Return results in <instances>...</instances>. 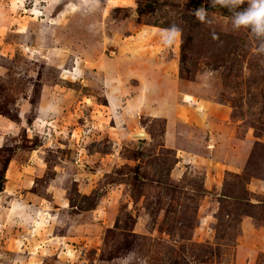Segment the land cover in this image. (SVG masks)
Segmentation results:
<instances>
[{"label": "rangeland", "instance_id": "1", "mask_svg": "<svg viewBox=\"0 0 264 264\" xmlns=\"http://www.w3.org/2000/svg\"><path fill=\"white\" fill-rule=\"evenodd\" d=\"M230 17L0 0V264H264V55Z\"/></svg>", "mask_w": 264, "mask_h": 264}, {"label": "clouds", "instance_id": "2", "mask_svg": "<svg viewBox=\"0 0 264 264\" xmlns=\"http://www.w3.org/2000/svg\"><path fill=\"white\" fill-rule=\"evenodd\" d=\"M211 7L226 8L231 13L233 30L247 29L257 41V55H264V0H209ZM247 4V7L241 6ZM201 23H210V11L203 6L192 13ZM181 34V29L173 24L162 33L165 44H172ZM215 38V37H214Z\"/></svg>", "mask_w": 264, "mask_h": 264}, {"label": "crops", "instance_id": "3", "mask_svg": "<svg viewBox=\"0 0 264 264\" xmlns=\"http://www.w3.org/2000/svg\"><path fill=\"white\" fill-rule=\"evenodd\" d=\"M1 141H2V139L0 138V144H1ZM18 205H20V204H17V206H18ZM15 208H16V207L13 205V206L11 207L12 211L15 210ZM18 211H19V210H17V212H18ZM13 213H14V212H13ZM17 214H21V213L18 212ZM28 264H32V263H28Z\"/></svg>", "mask_w": 264, "mask_h": 264}]
</instances>
